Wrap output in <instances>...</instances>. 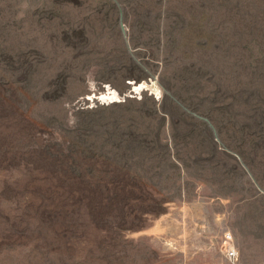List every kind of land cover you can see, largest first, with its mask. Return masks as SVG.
<instances>
[{"label": "rangeland", "instance_id": "374dc122", "mask_svg": "<svg viewBox=\"0 0 264 264\" xmlns=\"http://www.w3.org/2000/svg\"><path fill=\"white\" fill-rule=\"evenodd\" d=\"M0 264H264V0H0Z\"/></svg>", "mask_w": 264, "mask_h": 264}, {"label": "built area", "instance_id": "2783aa9c", "mask_svg": "<svg viewBox=\"0 0 264 264\" xmlns=\"http://www.w3.org/2000/svg\"><path fill=\"white\" fill-rule=\"evenodd\" d=\"M227 254L229 257H233L235 255V252L232 248H228L227 249Z\"/></svg>", "mask_w": 264, "mask_h": 264}]
</instances>
